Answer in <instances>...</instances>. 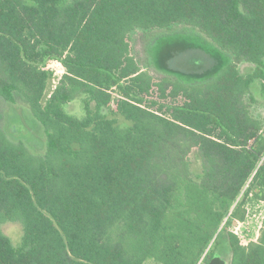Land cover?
<instances>
[{
	"label": "trees",
	"instance_id": "obj_1",
	"mask_svg": "<svg viewBox=\"0 0 264 264\" xmlns=\"http://www.w3.org/2000/svg\"><path fill=\"white\" fill-rule=\"evenodd\" d=\"M173 24L213 48L166 46L154 79L130 33ZM50 59L64 73L45 98ZM255 82L264 97V0H0V225L22 226L17 246L0 229V264H264V217L246 245L227 229L264 201ZM7 105L28 107L43 153L6 134Z\"/></svg>",
	"mask_w": 264,
	"mask_h": 264
},
{
	"label": "rangeland",
	"instance_id": "obj_2",
	"mask_svg": "<svg viewBox=\"0 0 264 264\" xmlns=\"http://www.w3.org/2000/svg\"><path fill=\"white\" fill-rule=\"evenodd\" d=\"M130 36L131 52L133 56L142 70L149 72L154 79L163 78L166 75L161 70L157 69L153 60L157 56V53L166 46L176 47V49L179 46L178 49H184L181 51V58H179L184 61L185 55L187 56L186 51L190 48V46H200L205 52H210L208 49L213 48L214 45L211 40L206 38L204 35L183 24H173L168 28H153L150 30L136 28L130 33ZM179 41H182V43H178ZM178 63H181V61ZM252 67L253 66L248 63L238 64V68L243 74L247 73ZM45 68L52 73L45 90L46 98L50 91L54 89L59 77H61L59 75L64 73V68L63 72H60L62 70L60 66L48 61ZM251 90L254 100L249 103L250 112L264 124V97L260 93L256 82L251 86ZM150 95L151 97L157 99L155 90H153ZM82 97V95H79L70 103L66 104L65 110L70 114L79 117L82 116ZM162 102L165 103L164 100ZM20 108L24 111V116L19 115L18 111L12 105L2 107V109H4L3 121H1L3 129L11 140L24 142L25 146L32 154H41L45 148V136L43 130L35 121L26 105H21ZM190 169L192 175L195 176L201 171V162L196 152H193L191 155ZM243 207L245 209V216L243 220L233 221V224L229 225L227 229L235 233L240 242L243 245H246L250 241H256L259 236L262 219L264 217V201L249 196L246 198ZM0 229L10 239L13 245L17 246L19 244L22 234V226L19 221H4L1 223ZM210 246L211 244L209 247ZM210 248H212V246ZM217 251L219 252L220 249H215L214 253H218ZM221 253V258L225 260V264H228L230 258L229 253L225 251ZM211 257L209 258V261ZM202 258L203 257H201L198 264L201 263ZM144 264L158 263L154 260H149Z\"/></svg>",
	"mask_w": 264,
	"mask_h": 264
},
{
	"label": "water",
	"instance_id": "obj_3",
	"mask_svg": "<svg viewBox=\"0 0 264 264\" xmlns=\"http://www.w3.org/2000/svg\"><path fill=\"white\" fill-rule=\"evenodd\" d=\"M208 264H225V260L219 253H214Z\"/></svg>",
	"mask_w": 264,
	"mask_h": 264
},
{
	"label": "built area",
	"instance_id": "obj_4",
	"mask_svg": "<svg viewBox=\"0 0 264 264\" xmlns=\"http://www.w3.org/2000/svg\"><path fill=\"white\" fill-rule=\"evenodd\" d=\"M48 62H51V63H55L56 65H58V66H60L61 67V71L60 72H63V66H62V64L58 61V60H56V59H50V60H48ZM57 72V71H56ZM61 74V73H60ZM59 76H61V75H59ZM60 78V77H59Z\"/></svg>",
	"mask_w": 264,
	"mask_h": 264
}]
</instances>
